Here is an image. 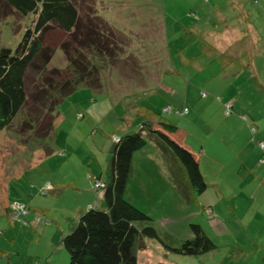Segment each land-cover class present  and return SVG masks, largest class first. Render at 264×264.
<instances>
[{"label": "rangeland", "instance_id": "obj_1", "mask_svg": "<svg viewBox=\"0 0 264 264\" xmlns=\"http://www.w3.org/2000/svg\"><path fill=\"white\" fill-rule=\"evenodd\" d=\"M75 1L84 32L89 20L99 23L102 31L106 27L107 33L115 26L121 34L111 38L115 43L105 57L99 55L116 79L103 90L82 85L64 98L53 115L54 136L31 140L26 129L25 137L14 127L0 131V264H69L61 240L72 222L94 207L98 196L94 189L101 185L96 186L93 174L102 171L103 179L107 177L115 138L138 130L149 116L153 122L179 125L196 146L197 141L203 142L198 150L214 155L219 135L227 144H232L236 133H241V140L249 139L237 120L219 126V95L233 93L229 97L234 117L258 111L264 119V101H258L243 81L248 71L224 76L218 60L220 51L246 50L247 46L232 41L245 27L249 37L256 35V27L264 35V0ZM33 17L22 16L0 0V48L16 46ZM224 25L228 26L219 33ZM64 35L51 30L47 45L59 48ZM55 57L54 63L65 66V53L57 50ZM262 68L257 60L256 69L261 72ZM33 81L26 77L28 89ZM147 139V147L134 156L128 199L173 233L170 245L194 238L197 223L218 247L191 257L170 252L153 239L137 251L138 264H264V228H253L262 222L258 211L264 213V204L245 211L244 222L252 228L244 227L241 233L236 229L241 218L233 214L219 218V208L228 213L229 207L219 198L217 171L204 166L213 188L204 195L211 204L202 210L179 194L154 138ZM231 148L238 157L240 149ZM225 168L226 174H233L231 160ZM15 204H21L23 211Z\"/></svg>", "mask_w": 264, "mask_h": 264}, {"label": "trees", "instance_id": "obj_2", "mask_svg": "<svg viewBox=\"0 0 264 264\" xmlns=\"http://www.w3.org/2000/svg\"><path fill=\"white\" fill-rule=\"evenodd\" d=\"M3 1L22 16L34 17L16 46L0 48V131L14 127L25 137L26 129L31 140L54 136L53 115L64 98L82 85L103 90L116 79L107 69L109 63L102 62L100 57H105L115 43L111 38L121 34L115 26L107 33L106 27L102 31L99 23L89 20L88 32H84L75 0ZM51 30L65 34L59 48L46 43ZM57 50L65 53V66L54 63ZM119 61L121 64L122 58ZM29 76L34 79L30 89L26 84ZM48 116L51 119H46ZM150 118L138 130H128L115 138L108 178L101 180L103 185L97 189L101 205L87 210L61 240L69 254V264H138L137 251L153 239L170 252L191 257L218 247L197 223L193 224L194 238L178 246L170 245L168 240L174 241L173 233L128 199L127 184L133 174L134 156L147 147V137L154 138L179 194L187 202H194L208 187L193 154L154 129ZM162 125L170 132L177 129L169 123Z\"/></svg>", "mask_w": 264, "mask_h": 264}, {"label": "crops", "instance_id": "obj_3", "mask_svg": "<svg viewBox=\"0 0 264 264\" xmlns=\"http://www.w3.org/2000/svg\"><path fill=\"white\" fill-rule=\"evenodd\" d=\"M251 22L253 24L255 23L253 21ZM227 26L228 25H224L223 28L219 30V33L225 31V27ZM244 30H242L243 32L238 31L235 35H233L232 41L235 40L234 42H237L238 45L247 46L246 50H244V52L238 51L236 52V54H227L220 51L218 58V60L221 62L219 72L222 75L225 73H229L230 75H232V77H234L242 74L247 70L249 77L243 79V81H246L248 84L246 87L253 91L252 95L255 96L258 101H264V47L257 46V44L264 43V35L258 33L259 30L257 29V27L255 29L256 35L252 37H249L246 27ZM208 43H211L210 40L208 41ZM257 60H260L263 63L261 72L256 69ZM224 76H228V74H225ZM256 91H258L260 94ZM232 94L229 93L227 97H225L224 95H219V126H222L224 122L230 125L233 124L235 120H237L249 139L247 141L245 139L241 140V133H236L233 135L232 144H227L224 135H219V150L216 155L207 153L206 150H198L197 147L204 146L203 142L200 140L199 142L197 141L198 146H196L193 141L188 139V133L185 130H183L185 134L182 133L179 125L176 131L170 132L161 123L155 121L153 122V128L164 132L171 139L187 148L193 154L194 158L199 163L200 169L204 175V179L206 182L207 174L205 173L204 166H209L211 167V170L212 168H214L217 171L215 173H217V177H219V198L221 199L222 204L225 208L226 203H228L229 207L228 213H225V210L219 208V218H223L225 220L230 216V214L236 215V218H241L236 229L243 233L246 231L245 228L247 230L252 228L251 225H247L244 222L246 216L245 218H243V214L245 213V211H249V209L252 211L256 204H264V163L261 161L264 155V151L259 144V141L264 142V119L262 118V114H260L258 111H250V116L244 114L242 118H239L237 116L234 117V115H231L234 105L233 103H231L232 98H230L229 96ZM229 105H231L230 112H228ZM225 109L227 112L226 115L224 113ZM152 118L153 117L151 116L150 119ZM244 120L246 121V123ZM225 130L226 132L228 131V129ZM224 146H227V148L224 149ZM232 146H236V149H240L238 157L236 156L237 154H235L234 150L231 148ZM112 147L114 148V142ZM227 160H231V163L233 165V174H226L225 172V165L227 163ZM93 175L100 178L103 182H105L108 178L107 174V177L103 179L102 171L100 174ZM244 179L245 183H243ZM209 188L213 187L208 184L205 192H203L198 197V199L196 198L194 202L192 201L189 203L194 205L198 204L200 206V209L205 210L206 207H209L211 204L210 201H207L204 198V195L207 194ZM96 190L97 188L94 189V192L98 193V191ZM90 193L93 195L92 191ZM98 205H101V200L99 197H96V202L95 204H93V206L98 207ZM261 206L264 207V205ZM258 213L262 215L260 217V220L262 222L259 227H253L254 229L264 228V213L260 211H258ZM254 216L257 217L258 215ZM211 218L213 217L211 216ZM78 222L79 220L77 222H72L68 231H72L77 226ZM219 229H221L220 226ZM220 232L222 231L219 230V233ZM242 252L244 251L242 250Z\"/></svg>", "mask_w": 264, "mask_h": 264}, {"label": "built area", "instance_id": "obj_4", "mask_svg": "<svg viewBox=\"0 0 264 264\" xmlns=\"http://www.w3.org/2000/svg\"><path fill=\"white\" fill-rule=\"evenodd\" d=\"M230 107H231V105L228 106V112H230ZM253 130H254V129H253ZM259 144H260L261 148H262L263 151H264V142H263V141H259ZM261 161L264 163V155H263ZM100 185H103V182H102L100 179H97V180H96V186H100ZM18 206H19L18 209H20L21 211H23L24 208L22 207L21 204H15V205H14V207H16V208H17ZM15 215L18 216L17 213H16Z\"/></svg>", "mask_w": 264, "mask_h": 264}, {"label": "clouds", "instance_id": "obj_5", "mask_svg": "<svg viewBox=\"0 0 264 264\" xmlns=\"http://www.w3.org/2000/svg\"><path fill=\"white\" fill-rule=\"evenodd\" d=\"M101 180V179H100Z\"/></svg>", "mask_w": 264, "mask_h": 264}]
</instances>
